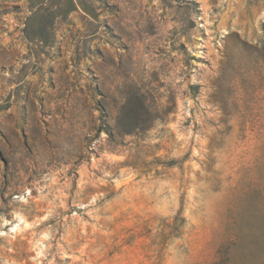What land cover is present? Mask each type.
<instances>
[{
	"label": "rangeland",
	"instance_id": "1",
	"mask_svg": "<svg viewBox=\"0 0 264 264\" xmlns=\"http://www.w3.org/2000/svg\"><path fill=\"white\" fill-rule=\"evenodd\" d=\"M0 264H264V0H0Z\"/></svg>",
	"mask_w": 264,
	"mask_h": 264
}]
</instances>
